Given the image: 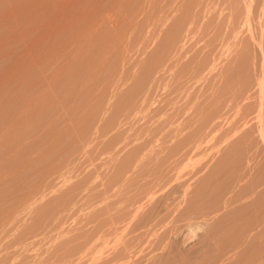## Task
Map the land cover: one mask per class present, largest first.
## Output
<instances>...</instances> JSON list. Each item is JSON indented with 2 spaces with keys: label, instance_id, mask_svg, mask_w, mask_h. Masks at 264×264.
Here are the masks:
<instances>
[{
  "label": "rangeland",
  "instance_id": "obj_1",
  "mask_svg": "<svg viewBox=\"0 0 264 264\" xmlns=\"http://www.w3.org/2000/svg\"><path fill=\"white\" fill-rule=\"evenodd\" d=\"M0 73V264L264 262V0H0Z\"/></svg>",
  "mask_w": 264,
  "mask_h": 264
},
{
  "label": "bare ground",
  "instance_id": "obj_2",
  "mask_svg": "<svg viewBox=\"0 0 264 264\" xmlns=\"http://www.w3.org/2000/svg\"><path fill=\"white\" fill-rule=\"evenodd\" d=\"M2 41H4V40H2ZM245 43H246V42H245ZM1 47H2V46H1ZM16 62H17V61H16ZM16 62H15V63H16ZM15 63H12V64H15ZM17 63H18V62H17ZM17 63H16L15 65H18ZM227 64H228V63H227ZM214 65H215V63H214ZM228 65H229V64H228ZM19 66H20V65H19ZM217 66H219V65H217ZM217 66H215V67H216V68H219V67H217ZM224 66L226 67V65H224ZM211 67H212V65H211ZM11 68H12V66H11ZM14 68H15V67H14ZM16 68H18V67H16ZM208 68L210 69V67H208ZM216 68H215V70H216ZM18 69H19V68H18ZM213 69H214V68H213ZM220 69H221V68H220ZM220 69H219V70H220ZM7 70H8V68H7ZM10 70H11V69H10ZM13 70H15V69H13ZM219 70H218V71H219ZM221 71H222V70H221ZM7 72H9V71H7ZM223 72H225V71H223ZM10 73H11V71H10ZM16 73H17V72H16ZM191 73H192V72H191ZM194 73H195V71H194ZM208 73H211V72L209 71ZM0 74H1V73H0ZM18 74H20V72H18ZM12 75H13V74H12ZM216 75H217V74H216ZM6 76H7V75H6ZM15 76H16V75H15ZM208 76H209V74H208ZM210 76H211V75H210ZM217 76H218V75H217ZM220 76H221V75H220ZM9 77H11V76H9ZM16 78H17V77H16ZM18 78H19V77H18ZM191 78H192V77H191ZM191 78H190V79H191ZM217 78H218V77H217ZM217 78H216V79H217ZM4 79H5V76H4ZM9 79H10V78H9ZM11 79H14V78H11ZM193 79H195V78H193ZM201 79H203V78H201ZM212 79H213V77H212ZM188 80H189V79H188ZM195 80H196V79H195ZM13 81H14V80H13ZM18 81H19V80H18ZM18 81H17V82H18ZM190 81H191V80H190ZM0 82H1V81H0ZM2 82H5V81H2ZM6 82H7V81H6ZM10 82H11V81H10ZM14 82H15V81H14ZM14 82H13V83H14ZM8 83H9V82H8ZM236 83H237V82H236ZM239 83H240V82H239ZM19 84H20V83H19ZM187 84H188V83H187ZM187 84H186V85H187ZM208 84H209V83H208ZM210 84H211V83H210ZM241 84H242V82H241ZM1 85H2V84H1ZM5 85H6V84H5ZM7 85H8V84H7ZM14 85H15V84H14ZM16 85H18V84H16ZM216 85H217V84H216ZM238 85H239V84H238ZM209 86H210V85H209ZM217 86H218V85H217ZM3 87H4V86L2 85V88H3ZM8 87H9V86H8ZM12 87H13V85H12ZM12 87H11V88H12ZM207 87H208V86H207ZM212 87H213V85H212ZM2 88H1V89H2ZM11 88H10V89H11ZM14 88H16V87H14ZM18 88H19V87H18ZM188 88H189V87H188ZM213 88H214V87H213ZM225 88H226V87H225ZM3 89L5 90V88H3ZM3 89H2V90H3ZM6 89H7V86H6ZM8 89H9V88H8ZM183 89H184V88H183ZM216 89H217V88H216ZM16 90H17V88H16ZM210 90H212V89H210ZM239 90H240V89H239ZM13 91H14V89H13ZM18 91H19V90H18ZM190 91H191V89H189L187 93H189ZM202 91H203V90H202ZM213 91H214V93H215V90H213ZM219 91H220V90H219ZM240 91H241V90H240ZM6 92H7V91H6ZM20 92H21V91H20ZM182 92H183V90H182ZM194 92H195V90H194ZM196 92H197V91H196ZM235 92H238V90L235 91ZM8 93H9V92H8ZM11 93H12V92L10 91V95H11ZM197 93H198V92H197ZM209 93H210V92H209ZM242 93H243V92H242ZM245 93H246V92H245ZM248 93H250V92H248ZM2 94H3V93H2ZM12 94H13V93H12ZM16 94H17V93H16ZM223 94H224V93H223ZM232 94H233V93H232ZM8 95H9V94H8ZM17 95H18V94H17ZM197 95H198V94H197ZM209 95H210V94H209ZM234 95H235V94H234ZM234 95H233V96H234ZM246 95H247V94H246ZM246 95H244V96L247 97ZM251 95H252V94H251ZM253 95H254V94H253ZM188 96H190V94H189ZM192 96H193V95H192ZM216 96H217V95H216ZM220 96H221V95H220ZM231 96H232V95H231ZM237 96H239V95L237 94L236 97H237ZM241 96H242V94H241ZM8 97H9V96H8ZM179 97H181V95H180ZM193 97H194V96H193ZM210 97H211V96H210ZM218 97H219V96H218ZM227 97H228V95H227ZM227 97H226V100H227ZM236 97H234L233 100H235ZM239 97H240V96H239ZM250 97H252V96H250ZM4 98H7V97H4ZM4 98H3V99H4ZM11 98H12V97H11ZM11 98H10V99H11ZM15 98H16V97H15ZM181 98H182V97H181ZM186 98L189 99L187 96H186ZM195 98L197 99V97H195ZM229 98H230V97H229ZM241 98H243V97H241ZM209 99H210V98H209ZM209 99H208V100H209ZM219 99H220V98H219ZM221 99H222V98H221ZM239 99H240V98H239ZM15 100H16V99H15ZM17 100H19V97H18ZM183 100H185V99H183ZM194 100H195V99H194ZM194 100H193V102H195ZM197 100H198V99H197ZM214 100H215V99H214ZM230 100H231V99H230ZM233 100H232V101H233ZM1 101H2V100H1ZM3 101L5 102V100H3ZM217 101H218V100H217ZM178 102H179V101H178ZM181 102H182V101H181ZM210 102H211V101H210ZM221 102H222V101H221ZM0 103H1V102H0ZM2 103H3V102H2ZM9 103H10V102H9ZM12 103H13V102H12ZM16 103H17V102H15V104H16ZM19 103H21V102H19ZM183 103H184V102H183ZM186 103H187V102H186ZM195 103H196V102H195ZM195 103H192V104H195ZM207 103H208V102H207ZM222 103H223V102H222ZM232 103H233V102H231L230 104H232ZM179 104H181V103H179ZM192 104H191V105H192ZM205 104H206V102H205ZM208 104H209V103H208ZM215 104H216V103H215ZM226 104H227V103H226ZM0 105H2V104H0ZM202 105H203V104H202ZM3 106H4V105H3ZM3 106L0 107V108L2 109ZM15 106H16V105H15ZM19 106H21V105H19ZM186 106H187V105H186ZM193 106H194V105H192V107H193ZM223 106H225V105H223ZM232 106H233V104H232ZM232 106H231V107H232ZM235 106H236V102H235ZM7 107H8V106H7ZM13 107H14V106H13ZM17 107H18V106H17ZM184 107H185V106H184ZM190 107H191V106H190ZM227 107H228V104H227V106H226V109H228ZM240 107H242V106H240ZM240 107H239V109H240ZM15 108H16V107H15ZM15 108H14V109H15ZM149 108H150V107H149ZM187 108H188V107H187ZM205 108H206V107H205ZM205 108H204V109H205ZM233 108H234V107H233ZM19 109H20V108H19ZM192 109H193V108H192ZM195 109H196V108H195ZM199 109H200V108H199ZM206 109H207V108H206ZM210 109H211V107H210ZM213 109H215V107H214ZM4 110H5V109H4ZM7 110H8V109H6V111H7ZM17 110H18V108H17ZM17 110H16V111H17ZM143 110L145 111V109H143ZM202 110H203V109H202ZM207 110H208V109H207ZM207 110H206V111H207ZM211 110H212V109H211ZM224 110H225V109H224ZM237 110H238V109H237ZM258 110L261 111V106L258 108ZM13 111H14V110H13ZM181 111H182V110H181ZM186 111H187V110H186ZM186 111H184V112H186ZM204 111H205V110H204ZM220 111H221V110H220ZM2 112H3V111H2ZM11 112H12V111H11ZM11 112H10V113H11ZM14 112H15V111H14ZM201 112H202V111H200V113H201ZM222 112H223V111H222ZM226 112H227V110H226ZM0 113H1V111H0ZM5 113H6V112H5ZM8 113H9V112H8ZM10 113H9V114H10ZM12 113H13V112H12ZM15 113H18V112H15ZM9 114H8V116H9ZM196 114H197V113H196ZM221 114H222V113H221ZM259 114H260V113H259ZM3 115H4V114H3ZM6 115H7V113H6ZM13 115H14V114H13ZM215 115H217V114H215ZM0 116H1V115H0ZM11 116H12V115H11ZM223 116H224V115H223ZM226 116H227V114H226ZM1 117H3V116H1ZM4 117H6V116H4ZM17 117H18V115H17ZM202 117H203V116H202ZM224 117H225V116H224ZM10 118H11V117H10ZM12 118H13V116H12ZM213 118H214V117H213ZM213 118H212V119H213ZM195 119H196V118H195ZM223 119H224V118H223ZM3 120H5V119H3ZM12 120H13V119H12ZM12 120H11V121H12ZM15 120H16V118H15L13 121H15ZM17 120H18V118H17ZM216 120H217V118H216ZM221 120H222V119H221ZM0 121H1V119H0ZM8 121H9V120H8ZM249 121H250L249 119H246L245 124H249ZM4 122H5V121H3L2 123H4ZM8 123H10V121H9ZM11 123H12V122H11ZM11 123H10V124H11ZM16 123L18 124V121H16ZM23 123H24V122H23ZM213 123H214V120H213ZM13 124H14L15 126H17L15 123H13ZM186 124H187V123H186ZM186 124H185V125H186ZM182 125H183V124H182ZM186 126H187V125H186ZM208 126H209V125H208ZM6 127H7V126H6ZM11 127H12V126H11ZM15 128H17V127H15ZM204 128H206V127H204ZM212 128H213V127H212ZM6 130H8V128L5 129V131H6ZM207 130H209V128L206 129V132H207ZM2 131H3V130H2ZM13 131H14V130H13ZM17 131H18V130H17ZM197 131H198V130H197ZM201 131H204L203 128H202ZM209 131H210V130H209ZM251 131H252V129H246V130L243 132V134L241 135V138H245L246 141H247V143L245 144L244 147H246V145H249L250 142H253V139H254V138H251V137H250V133H251ZM258 131H259V130H258ZM0 132H1V131H0ZM8 132H9V130H8ZM15 132H16V130H15ZM213 132H215V131H213ZM9 133H10V132H9ZM12 133L14 134V132H12ZM195 133H196V132H195ZM202 133H203V132H202ZM204 133H205V132H204ZM196 134H197V133H196ZM211 134H212V133H211ZM258 134L262 135V133H261L260 131H259ZM198 135H199V134H198ZM198 135H197V136H198ZM201 135H202V134H201ZM3 136H4V134H3ZM7 136H8V135H7ZM15 136H16V134L14 135V137H15ZM193 136H194V134H193ZM202 136H203V135H202ZM1 137H2V136H0V139L4 140L3 137H2V138H1ZM8 137H9V136H8ZM11 137H12V136H11ZM191 137H192V136H191ZM5 139H6V138H5ZM10 139H11V138H10ZM15 139H16V138H15ZM245 139H244V140H245ZM184 140H185V139H184ZM191 140H192V139H191ZM6 141H7V140H6ZM6 141H5V143H6ZM195 141H196V140H195ZM212 141H214V140H212ZM3 142H4V141H3ZM13 142H14V141H13ZM15 142H16V145H17V141H15ZM15 142H14V143H15ZM202 142H203V141H202ZM242 142H243V141H242ZM244 142H245V141H244ZM248 142H249V143H248ZM0 144H1V141H0ZM7 144H8V143H6L5 145H7ZM11 144H12V143H11ZM209 144H213V143L210 142ZM5 145H4V146H5ZM183 145H184V143H183ZM183 145H182V147H183ZM192 145H193V144H192ZM250 145H251V144H250ZM250 145L247 146V147H250ZM255 145H256V144H254V147L252 146V148L248 149L246 155H248V156H247V159L251 158V161H252V162L255 161V163H256V161H257L256 159L259 160V158L262 157V156L260 157V155H263V154H259L258 149L260 150V147L257 146V145H256V147H255ZM17 146H20V145H17ZM189 146H190V144H189ZM201 146H202V145H201ZM201 146H200V147H201ZM207 146H209V145H207ZM212 146H213V145H212ZM2 147H3V146H1V148H2ZM6 147H7V146H6ZM6 147H5V148H6ZM185 147H186V146H185ZM192 147H193V146H192ZM200 147H198V148H200ZM257 147H258V149H257ZM5 148H4V149H5ZM11 148H12V147H11ZM18 148H19V147H18ZM190 148H191V147H190ZM211 148H212V147H211ZM217 148H218V147H217ZM240 148H241V147H240ZM242 148H243V147H242ZM6 149H7V148H6ZM205 149H206V148H205ZM238 149H239V148H238ZM13 150H14V149H13ZM184 150H186V149H184ZM187 150H188V148H187ZM218 150H219V149H218ZM239 150H240V149H239ZM245 150H246V149H245ZM107 151H108V150H107ZM196 151H197V150H196ZM114 152H115V151H114ZM183 152H184V151H183ZM210 152H211V150H210ZM215 152H216V150H215ZM215 152H214V153H215ZM241 152H242V150H241ZM243 152H244V151H243ZM105 153H107V152H105ZM187 153H188V152H187ZM189 153H190V152H189ZM201 153H202V152H201ZM207 153H208V152H207ZM207 153L205 154L206 156L210 155V154H207ZM224 153H225V152H224ZM226 153H227V152H226ZM261 153H262V152H261ZM110 154H111V153H110ZM184 154H185V153H184ZM193 154H195V152H194ZM202 154H203V153H202ZM217 154H219V153H217ZM220 154H221V152H220ZM230 154L232 155V153H230ZM230 154H229V155H230ZM5 155H6V154H4V157H5ZM13 155H14V153H13ZM114 155H115V154H114ZM205 155H204V156H205ZM214 155H215V154H214ZM225 155H226V154H225ZM246 155L244 154V157H245ZM184 156H185V155H184ZM184 156H183V158H185ZM190 156H193V155L189 154V157H190ZM196 156H197V154H196ZM218 156H219V155H218ZM242 156H243V155H242ZM8 157H9V156H8ZM102 157H103V156H102ZM108 157H109V156H108ZM110 157H111V156H110ZM115 157H116V156H115ZM200 157H201V156H200ZM226 157H227V156H226ZM231 157H232V156H231ZM233 157H234V156H233ZM263 157H264V156H263ZM106 158H107V157H106ZM196 158H197V157H196ZM196 158H195V160H196ZM201 158H202V157H201ZM229 158H230V157H229ZM238 158H239V157H238ZM100 159H101V158H100ZM111 159H112V158H111ZM188 159H189V158H188ZM188 159H187V160H188ZM202 159H203V158H202ZM204 159H205V158H204ZM211 159H213V158H211ZM220 159H223V158H220ZM240 159H241V157H240ZM245 159H246V158H245ZM0 160H1V159H0ZM8 160H9V159H8ZM104 160H105V159H104ZM104 160H103V162H104ZM108 160H109V159H108ZM113 160H114V159H113ZM140 160H141V159H140ZM198 160H199V157H198ZM198 160H197V162H198ZM213 160H214V159H213ZM225 160H226V159H225ZM231 160H232V159H231ZM238 160H239V159H238ZM263 160H264V158H263L261 161H263ZM17 161H18V160H17ZM17 161H15V162H17ZM92 161H93V160H92ZM100 161H101V160H100ZM110 161H111V160H110ZM191 161H192V159H191ZM234 161H235V160H234ZM243 161H244V160H243ZM243 161H242V162H243ZM246 161H248V160H246ZM246 161H245V162H246ZM249 161H250V160H249ZM118 162H119V161H118ZM135 162H136V161H135ZM195 162H196V161H195ZM232 162H233V161H232ZM237 162H238V161H237ZM259 162H260V161H259ZM0 163H1V162H0ZM17 163H18V162H17ZM107 163H108V162H107ZM111 163H112V162H111ZM111 163L109 164L110 166H111ZM121 163H122V162H121ZM138 163H139V162H138ZM219 163H220V162H219ZM221 163H222V162H221ZM11 164H12V163H11ZM19 164H20V163H19ZM194 164H195V163H194ZM214 164H216V163H214ZM217 164H218V163H217ZM228 164H229V163H228ZM247 164H249V165H246V166H245V167H247V168L253 166V165L251 164V162H247ZM13 165H14V163H13ZM104 165H105V164H104ZM121 165L123 166V164H121ZM224 165H225V164H224ZM232 165H233V164H232ZM235 165H236V164H235ZM244 165H245V164H244ZM106 166H107V164H106ZM106 166H105V167H106ZM122 166L119 165V167H122ZM218 166H219V165H218ZM225 166H226V165H225ZM237 166H238V165H237ZM258 166H259V165H258ZM260 166H262V165H260ZM13 167H16V166H13ZM13 167H12V168H13ZM18 167H19V166H18ZM18 167H16V168L19 169ZM232 167H233V166H232ZM234 167H235V166H234ZM245 167H243V169H247V168H245ZM253 167H254V166H253ZM253 167H252V168H253ZM107 168H108V167H107ZM223 168H225V167H223ZM235 168H236V167H235ZM9 169H10V168H9ZM14 169H15V168H14ZM113 169H114V168H113ZM127 169H128V168H127ZM228 169H229V168H228ZM243 169H241V172H240V170H239V172L237 171L238 174H239L240 176H238V177H236V178H238V179H245V178H246V179H247V176H248V177H249V176H251V177L253 176V175H248V174H250V172H248V174H242V170H243ZM257 169H258V168H256V170H257ZM10 170H11V169H10ZM15 170H16V169H15ZM106 170H107V169H106ZM130 170H131V169H130ZM133 170H134V169H133ZM217 170H218V169H217ZM231 170H232V168H231ZM256 170H254V171L256 172ZM258 170H259V169H258ZM258 170H257V172H258ZM17 171H18V170H17ZM17 171H16V175H17ZM110 171H111V170H110ZM219 171H220V169H219ZM224 171H225V170H224ZM226 171H227V169H226ZM249 171H252V170H249ZM105 172H106V171H105ZM120 172H121V171H120ZM127 172H128V171H127ZM229 172H230V171H229ZM14 173H15V171H14ZM98 173H99V172H98ZM110 173L113 174V172H110ZM132 173H133V172H132ZM222 173H223V170H222ZM234 173H235V172H234ZM240 173H241V174H240ZM260 173H261V175H262L263 172L260 171ZM102 174L104 175V173H102ZM105 174H107V173H105ZM121 174H122V173H121ZM136 174H137V171H136ZM218 174L220 175L219 172H218ZM224 174H226V173H224ZM251 174H253V173H251ZM254 174H255V173H254ZM16 175H15V176H16ZM98 175H99V174H97V177H96V178H98L97 181L99 180V176H100V175H99V176H98ZM133 175H134V174H133ZM137 175H138V174H137ZM229 175H230V173H229ZM231 175H232L231 177H233V173H232ZM236 175H237V173H236ZM236 175H234L233 178H235ZM258 175H259V174H258ZM261 175H260V176H261ZM108 176H110V175H108ZM116 176H117V175H116ZM130 176H131V175H130ZM220 176H221V175H220ZM226 176H227V175H226ZM256 176H257V175H256ZM263 176H264V175H263ZM126 177H128V176H126ZM261 177H262V176H261ZM101 178L103 179V176H102ZM101 178H100V179H101ZM104 178H105V176H104ZM106 178H107V177H106ZM109 178H110V177H109ZM109 178H108V180H109ZM122 178H124V177H122ZM130 178H131V177H130ZM132 178H133V177H132ZM236 178H235V179H236ZM249 178H250V177H249ZM253 178H254V177H253ZM263 178H264V177H263ZM113 179H114V178H113ZM126 179H127V178H126ZM128 179H129V178H128ZM133 179H135V178H133ZM222 179H223V178H222ZM226 179H227V178H226ZM230 179H232V178H230ZM246 179H245V180H246ZM256 179H257V178H256ZM93 180H94V179H93ZM93 180H92V181H93ZM116 180H118V179H116ZM120 180H121V179H120ZM123 180H124V179H123ZM130 180L132 181V179H130ZM233 180H234V179H233ZM94 181H95V180H94ZM94 181H93V183H94ZM109 181H111V180H109ZM128 181H129V180H128ZM227 181H228V180H227ZM234 181H235V180H234ZM234 181H232V182H234ZM243 181H244V180H243ZM243 181H242V182H243ZM100 182H101V181H100ZM100 182H99V183H100ZM104 182H105V181H104ZM106 182H107V181H106ZM125 182H126V181H125ZM229 182H230V181H229ZM229 182H227V184H228ZM245 182H246V181H245ZM263 182H264V181H263ZM96 183H97V182H96ZM129 183H130V181H129ZM132 183H133V181H132ZM235 183H236V181H235ZM253 183H255V182H253ZM105 184H108V183H105ZM105 184H104V185H105ZM113 184H114V183H113ZM223 184H224V183H223ZM243 184H245V183H243ZM94 185H95V184H94ZM101 185H103V184H101ZM127 185H128V184H126V186H127ZM228 185H229V184H228ZM257 185H259V184H257ZM260 185H261V184H260ZM96 186H97V185H96ZM115 186H116V185H115ZM119 186H120V185H119ZM123 186H124V185H123ZM123 186H122V188H123ZM130 186H131V185H130ZM130 186H129V187H130ZM222 186H223V187H222V188H223V191H226V190H224V185H222ZM240 186H241V184H240ZM243 186H244V185H243ZM243 186H242V187H243ZM250 186H252V185H250ZM87 187H88V185H87ZM230 187H231V186H230ZM253 187H254V186H253ZM88 188H89V187H88ZM114 188H115V187H114ZM116 188H117V187H116ZM116 188H115V189H116ZM124 188H125V187H124ZM124 188H123V189H124ZM225 188H227V187H225ZM245 188H246V187H245ZM245 188H244V190H245ZM249 188H250V187H249ZM258 188H259V187H258ZM86 189H87V188H86ZM125 189L127 190L128 188L126 187ZM254 189H255V188H254ZM259 189H260V188H259ZM90 190H91V189H90ZM95 190H97V189L95 188ZM231 190H232V189H231ZM229 191H230V190H229ZM234 191H235V189H234ZM94 192H96V191H93L92 193H94ZM98 192H99V191H98ZM107 192H109V191H107ZM113 192H114V191H113ZM117 192H119V191H117ZM220 192H221V191H220ZM241 192H242V191H241ZM257 192H258V191H257ZM111 193H112V191H111ZM125 193H127V192H125ZM225 193H227V192H225ZM231 193H232V192H231ZM243 193H244V192H243ZM245 193H246V192H245ZM98 194H99V193H98ZM115 194H116V193H115ZM117 194H118V193H117ZM121 194H122V193H121ZM223 194H224V193H223ZM233 194H234V193H233ZM254 194H255V193H254ZM101 195H102V194H101ZM104 195H105V194H104ZM110 195H111V194H110ZM110 195H107V196H110ZM123 195H124V194H123ZM219 195H220V194H219ZM93 196H95V194H94ZM97 196H98V195H97ZM117 196H118V195H117ZM228 196L230 197V195H228ZM233 196H234V195H233ZM242 196H243V195H242ZM112 197H113V195H112ZM121 197H123V196H121ZM219 197H220V196H219ZM226 197H227V196H226ZM226 197H225V198H226ZM229 197H228V198H229ZM255 197H256V196H255ZM102 198H107V197H103V196H102ZM108 198H111V197H108ZM115 198H116V197H115ZM125 198H126V197H125ZM216 198H217V197H216ZM216 198H215V199H216ZM225 198H224V200H225ZM258 198H259V197H258ZM86 199H87V198H86ZM97 199H98V198H97ZM113 199H114V198H113ZM113 199L111 198V200L108 199L107 201H109V200H110L111 202H112V201H115V200H113ZM121 199H122V198H121ZM121 199H118V200H121ZM226 199H227V198H226ZM229 199H230V200L232 199V195H231V198H229ZM229 199H227V202H226V200H225L224 202L229 203V202H228ZM259 199H260V198H259ZM262 199H263V198H262ZM37 200H38V199H37ZM95 200H96V199H95ZM123 200L125 201V199H123ZM128 200H129V199H128ZM230 200H229V201H230ZM241 200H242V199H241ZM252 200H253V199H252ZM260 200H261V199H260ZM86 201H87V200H86ZM97 201H98V200H97ZM97 201H96V202H97ZM102 201H104V200H102ZM37 202H39V201H37ZM89 202H90V201H89ZM96 202H95V203H96ZM105 202H106V200H105ZM105 202H104V204H105ZM111 202H110V204H112ZM120 202H121V201H120ZM120 202H119V203H120ZM125 202H126V201H125ZM215 202H216V201H215ZM220 202H221V201H219V203H220ZM222 202H223V201H222ZM253 202H254V201H253ZM259 202H260V201H259ZM85 203H86V202H85ZM85 203H84V204H85ZM87 203H88V202H87ZM93 203H94V202H93ZM100 203H101V202L99 201V204H100ZM121 203H122V202H121ZM219 203H217V204L219 205ZM226 203H225V204H226ZM35 204H36V203H35ZM89 204H90V203H89ZM101 204H102V203H101ZM104 204H103L102 207H105ZM106 204H108V203H106ZM123 204H124V203H123ZM213 204H214V203H213ZM217 204H215V205H217ZM255 204H256V203H255ZM259 204H260V203H259ZM86 205H87V204H86ZM90 205H91V204H90ZM92 205H93V204H92ZM116 205H117V203H116ZM120 205H121V204H120ZM120 205H119V206H120ZM218 205H217V206H218ZM223 205H224V203H223ZM239 205H240V204H239ZM262 205H263V202H262ZM95 206H96V205H95ZM97 206H98V205H97ZM109 206H111V205H109ZM114 206H115V205L112 204V207H114ZM220 206H221V205H220ZM225 206H226V205H225ZM235 206H236V205H235ZM83 207H84V206H83ZM98 207H99V206H98ZM117 207H118V205H117ZM254 207H257V206H254ZM86 208H87V207H86ZM95 208H97V207H94L93 209H95ZM100 208H101V207H100ZM109 208H110V207H109ZM114 208H115V207H114ZM211 208L214 209L213 207H211ZM221 208H222V207H221ZM261 208H262V207H261ZM261 208H259V209H261ZM83 209H84V208H83ZM91 209H92V208H90V210H91ZM103 209H104V208H103ZM118 209H119V208H118ZM223 209H224V208H223ZM229 209H230V206H229ZM237 209H238V208H237ZM255 209H257V208H255ZM85 210H86V209H85ZM88 210H89V209H88ZM90 210H89V211H90ZM95 210H96V209H95ZM105 210H106V209H105ZM262 210H264V207H263ZM12 211L14 212V210H12ZM91 211H92V210H91ZM97 211H98V210H97ZM110 211H111V210H110ZM212 211H213V210H212ZM256 211H257V210H256ZM85 212H86V211H85ZM87 212H88V211H87ZM87 212H86V215H87ZM94 212H95V211H94ZM103 212H104V211H103ZM260 212H261V211H260ZM91 213H92V212H91ZM96 213H97V212H96ZM112 213H113V212H112ZM117 213H118V212H117ZM109 214H110V213H109ZM118 214H119V213H118ZM204 214H205V213H204ZM262 214H263V213H262ZM15 215H16V214H15ZM110 215H111V214H110ZM113 215L116 216V214H113ZM121 215H122V214H121ZM118 216H119V215H118ZM113 217H114V216H113ZM119 217H120V216H119ZM14 218H15V217H14ZM111 218H112V217H111ZM111 218H110V219H111ZM201 219H202V218H201ZM13 220H15V219H13ZM87 221H88V218H87ZM110 221H111V220H110ZM119 222H120V221H119ZM1 223H2V222H1ZM113 225H114V224H113ZM162 225L164 226V224H162ZM165 225H166V224H165ZM236 226H237V225H236ZM159 227H160V225H159ZM165 227H166V226H165ZM240 227H242V226H240ZM1 228H2V227H1ZM160 228H162V227H160ZM116 229H117V228H116ZM123 229H124V228H123ZM155 229H157V228H155ZM240 229H241V228H240ZM240 229H239V231H238V229H237L236 231L240 232V231H241ZM118 230H119V229H118ZM158 230H159V229H158ZM174 231H175V230H174ZM116 232H117V231H116ZM116 232H115V233H116ZM121 232H122V231H121ZM238 232H237V235H238ZM176 233H177V232H176ZM230 233H232V232H230ZM160 234H161V233H160ZM228 234H229V233H228ZM117 235H118V234H117ZM169 235H170V234H169ZM172 235H173V234H172ZM230 235H231V234H230ZM232 235L234 236V234H232ZM242 235H243V234H242ZM209 236H210V235H209ZM223 236H226V235H223ZM213 237H214V236H213ZM219 237H220V236H219ZM234 237H235V236H234ZM234 237H233V238H234ZM236 237H238V236H236ZM244 237H245V235H244ZM260 237H261V235H260ZM217 238H218V237H217ZM233 238H232V239H233ZM238 238H239V237H238ZM167 239H168V238H167ZM175 239H176V238H175ZM215 239H216V238H215ZM242 239H243V238H242ZM115 240H116V239H115ZM171 240H172V239H171ZM173 240H174V239H173ZM177 240H178V238H177ZM220 240H221V239H220ZM222 240H223V239H222ZM233 240H234V239H233ZM244 240H245V239H244ZM117 241H118V240H117ZM183 241H184V240H183ZM215 241H217V240H215ZM229 241H230V240H229ZM158 242H159V241H158ZM158 242H156V243H158ZM178 242H179V241H178ZM213 242H214V240H213ZM217 242H218V241H217ZM230 242H231V241H230ZM232 242H233V241H232ZM206 243H207V242H206ZM219 243H220V241H219ZM222 243H223V242H222ZM240 243H242V242H240ZM162 244H163V243H162ZM202 244H203V243H202ZM225 244H227V243L225 242ZM225 244H224V245H225ZM228 244H229V243H228ZM228 244H227V245H228ZM234 244H235V243H234ZM208 245H209V244H208ZM208 245H207V246H208ZM215 245H216V244H215ZM239 245H240V244H239ZM153 246H154V245H153ZM170 246L172 247V244H171ZM237 246H238V244H237ZM237 246H236V247H237ZM175 247H177V246H175ZM205 247H206V246H205ZM222 247H223V246H222ZM222 247H221V249H223ZM232 247H233V246H232ZM240 247H241V246H240ZM263 247H264V246H263ZM135 248H136V246H135ZM137 248H140V247L138 246ZM142 248H143V247H142ZM156 248H157V247H156ZM163 248H164V247H163ZM217 248H218V247H217ZM219 248H220V247H219ZM230 248H231V245H230ZM140 249H141V248H140ZM197 249H198V248H197ZM228 249H229V248H228ZM231 249H232V248H231ZM239 249H242V248H239ZM262 249H263V248H262ZM135 250H136V249H135ZM135 250H134V251H135ZM141 250H142V249H141ZM166 250H167V249H166ZM208 250H209V248H208ZM229 250H230V249H229ZM18 251H19V250H18ZM136 251H137V250H136ZM163 251H164V250H163ZM210 251H211V250H210ZM210 251H208V252H210ZM219 251H220V250H218V252H219ZM231 251H232V250H231ZM233 251H234V250H233ZM236 251H237V250H236ZM240 251H241V250H240ZM244 251H245V248H244ZM248 251H249V250H248ZM144 252H145V250H144ZM144 252H141V253H144ZM168 252H170V251H168ZM201 252H203V251L201 250ZM205 252H206V251H205ZM218 252H217V253H218ZM227 252H228V251H227ZM18 253H20V252H18ZM136 253H137V252H136ZM138 253H139V250H138ZM171 253H172V252H171ZM196 253H197V252H196ZM220 253H222V252H220ZM223 253H224V252H223ZM228 253H229V252H228ZM231 253H233V252H231ZM133 254H134V253H133ZM167 254H168V253H167ZM169 254H170V253H169ZM211 254H212V253H211ZM225 254H227V253H225ZM255 254H256V253H255ZM255 254H254V252H253V255L256 257ZM257 254H259V253H257ZM137 255H138V254H137ZM162 255H163V254H162ZM174 255H176V254H174ZM197 255H198V254H197ZM200 255H201V254H200ZM215 255H216V254H215ZM228 255H229V254H228ZM230 255H231V254H230ZM236 255H237V254H236ZM240 255H241V254H240ZM240 255H239V257H240ZM245 255H246V254H245ZM140 256H141V254H140ZM140 256H139V257H140ZM147 256H149V255H147ZM168 256H169V255H168ZM186 256H187V255H186ZM194 256H195V255H194ZM209 256H211V255H209ZM221 256H222V255H221ZM237 256H238V255H237ZM243 256H244V255H243ZM243 256H242V257H243ZM251 256H252V254H251ZM135 257H136V256H135ZM143 257H144V256H143ZM150 257H151V256H150ZM169 257H170V256H169ZM192 257H193V256H192ZM207 257H208V255H207ZM214 257H215V256H214ZM217 257H218V255H217ZM230 257H232V256H230ZM230 257H229V258H230ZM259 257H260V256H259ZM115 258H116V257H115ZM131 258H132V257H131ZM146 258H147V257H146ZM151 258H152V257H151ZM170 258H171V257H170ZM177 258H179V257H177ZM180 258H181V256H180ZM215 258H216V257H215ZM224 258H225V257H224ZM224 258H223V259H224ZM234 258H235V256H234ZM234 258H233V259H234ZM244 258H245V257H244ZM253 258H254V257H253ZM135 259H136V258H135ZM142 259H143V258H142ZM185 259H186V258H185ZM193 259H194V258H193ZM197 259H198V258H197ZM200 259H201V258H200ZM204 259L207 260V258H204ZM227 259H228V258H227ZM233 259H232V260H233ZM247 259H248V258H247ZM260 259H261V258H260ZM52 260H53V259H52ZM133 260H134V259H133ZM186 260H187V259H186ZM188 260H189V259H188ZM188 260H187V261H188ZM213 260H214V259H213ZM219 260H220V259H219ZM237 260H238V259H237ZM256 260H257V259H256ZM261 260H262V259H261ZM148 261H149V260H148ZM153 261H154V260H153ZM166 261H168V260H166ZM169 261H170V260H169ZM182 261H184V260H182ZM191 261H192V260H191ZM230 261H231V260H230ZM253 261H255V260H253ZM140 262H141V261H140ZM150 262H151V261H150ZM189 262H190V261H189ZM204 262H205V261H204ZM204 262H203V263H204ZM211 262H213V261H211ZM216 262H218V261H216ZM235 262H238V261H235ZM241 262H242V261H241ZM260 262H261V261H260ZM113 263H114V262H113ZM122 263H123V262H122ZM164 263H165V262H164ZM196 263H197V262H196ZM218 263H219V262H218ZM221 263L223 264V262H221ZM232 263H233V262H232ZM232 263H231V264H232ZM258 263H259V260H258ZM263 263H264V262H262V264H263ZM100 264H101V263H100ZM102 264H103V263H102ZM141 264H142V263H141ZM143 264H144V263H143ZM182 264H183V263H182ZM194 264H195V263H194ZM205 264H206V263H205ZM236 264H237V263H236ZM238 264H239V263H238ZM240 264H241V263H240ZM255 264H257V263H255Z\"/></svg>",
  "mask_w": 264,
  "mask_h": 264
}]
</instances>
